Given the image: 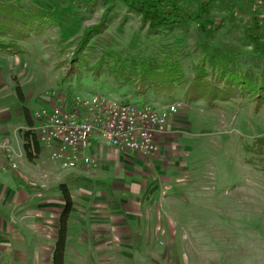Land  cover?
I'll return each instance as SVG.
<instances>
[{"label": "rangeland", "instance_id": "rangeland-1", "mask_svg": "<svg viewBox=\"0 0 264 264\" xmlns=\"http://www.w3.org/2000/svg\"><path fill=\"white\" fill-rule=\"evenodd\" d=\"M16 1L61 19L59 27L48 21L42 33L19 42L22 55L0 53V133L12 142L13 152L5 141L17 168L19 158L27 168L64 171L46 152L29 162L18 137L27 129L24 111L31 120L54 95L61 103L91 93L160 109L182 98L203 50L234 61L240 70L259 71L260 58L245 34L260 32L256 38L264 45V1L213 0L195 17L199 0H177L188 19L156 32L147 31L121 0ZM94 26L100 32L72 62L76 44ZM162 58L177 60L183 75L169 96L139 92L113 72L126 70L128 62L154 64ZM252 103L244 98L209 108L198 100L168 118L172 128L165 146L176 153L172 205L159 209L164 228L153 243L128 251L125 264H264V144L253 150L255 141H264V102L256 113Z\"/></svg>", "mask_w": 264, "mask_h": 264}, {"label": "crops", "instance_id": "crops-1", "mask_svg": "<svg viewBox=\"0 0 264 264\" xmlns=\"http://www.w3.org/2000/svg\"><path fill=\"white\" fill-rule=\"evenodd\" d=\"M171 128L157 138V152L147 159L117 151L97 134L82 152L91 161L88 165L50 173L33 164L27 168L18 158L17 171L0 174L1 261L50 264L63 207L61 184L71 201L64 264H125L128 251L151 245L155 232L164 228L159 209L172 205L175 189L171 172L176 153L165 146ZM0 141H7L13 152L6 132L0 133ZM42 152L46 150L40 146ZM165 185L168 192L161 197L158 190Z\"/></svg>", "mask_w": 264, "mask_h": 264}, {"label": "trees", "instance_id": "trees-1", "mask_svg": "<svg viewBox=\"0 0 264 264\" xmlns=\"http://www.w3.org/2000/svg\"><path fill=\"white\" fill-rule=\"evenodd\" d=\"M121 1L129 12L141 17V22L147 25L146 29L149 32L178 26L188 19L184 16L185 14L182 12L177 0ZM210 1L213 0L198 1L195 17L206 13ZM52 15L46 10L24 5L16 0H0V53L11 56L22 55L23 50L19 42L32 35L42 33L46 29L48 21L59 27L61 19H50ZM195 20L197 21V19ZM99 32L97 26L85 30L71 55L72 62H76V59L80 60L86 42ZM256 33L246 30L245 35L251 39L254 54L260 58L258 72L248 68L240 70L234 61L214 56L208 50H203L192 68V77L187 81V87L182 98L172 100L179 101L185 106L202 100L210 108L217 103L234 102L249 98L253 102L252 112L256 113L264 102V45L256 38V35L258 36L260 32ZM133 64L128 62L129 66H126L128 67L126 69L129 71L128 73L123 68L113 72H115V77L123 78L126 82H132L139 92L148 91L161 96H169L174 92L176 86L183 82L180 64L175 59L162 58L154 64ZM16 94L20 98L18 92ZM66 106L69 109L71 107V100L68 97H65L61 103L62 108ZM22 116L27 129L19 131L22 142L21 148L25 158L31 162L39 154L40 146L31 131L32 122L27 113L24 111ZM262 143L264 144L262 140L255 141L254 152L259 151L256 147H260L259 145ZM58 191L63 201V207L57 219L58 224L50 255V264H64V245L68 229L67 219L71 208V201L65 186L59 185ZM0 264H4L1 259Z\"/></svg>", "mask_w": 264, "mask_h": 264}, {"label": "built area", "instance_id": "built-area-1", "mask_svg": "<svg viewBox=\"0 0 264 264\" xmlns=\"http://www.w3.org/2000/svg\"><path fill=\"white\" fill-rule=\"evenodd\" d=\"M52 101L32 114L31 131L48 158L63 170L91 163L82 152L92 134L117 151L146 159L152 157L158 149L157 138L167 132L168 118L183 106L175 101L156 109L115 102L91 93L74 97L70 109L62 108L56 95ZM16 168L8 144L0 141V174ZM166 190V187L160 190L161 197Z\"/></svg>", "mask_w": 264, "mask_h": 264}, {"label": "water", "instance_id": "water-1", "mask_svg": "<svg viewBox=\"0 0 264 264\" xmlns=\"http://www.w3.org/2000/svg\"><path fill=\"white\" fill-rule=\"evenodd\" d=\"M260 1H264V0H260Z\"/></svg>", "mask_w": 264, "mask_h": 264}]
</instances>
